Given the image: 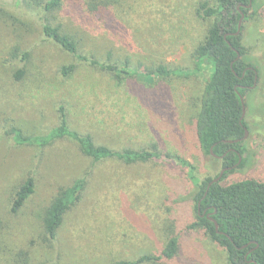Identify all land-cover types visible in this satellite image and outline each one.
Segmentation results:
<instances>
[{
	"label": "rangeland",
	"instance_id": "rangeland-1",
	"mask_svg": "<svg viewBox=\"0 0 264 264\" xmlns=\"http://www.w3.org/2000/svg\"><path fill=\"white\" fill-rule=\"evenodd\" d=\"M198 1L120 0L105 26L67 5L46 15L28 12L17 0H0V234L5 236L0 249L13 253L0 264H112L157 256L164 246V225L180 241L173 264H228L225 252L204 232L188 229L195 221L190 168L166 157L136 165L110 160L92 168V161L68 140L41 149L18 146L10 134L12 128L25 136L49 134L60 125L63 106L71 128L91 133L101 144L115 150L156 146L188 162L198 180L215 178L221 166L203 155L196 135L210 74L195 57L209 30L198 15ZM250 13L254 15L244 23L243 44L262 78L245 98L247 164L223 185L264 182V0ZM43 18L76 34L84 55L128 60L140 73L164 66L178 74L135 76L116 87L80 64L73 76L64 78L60 69L76 60L44 37ZM16 46L33 54L21 82L13 76L25 65L21 56L12 57ZM91 171L94 189L73 207L58 240H48L43 217L51 199ZM28 177L35 180V192L14 214L11 200Z\"/></svg>",
	"mask_w": 264,
	"mask_h": 264
},
{
	"label": "trees",
	"instance_id": "trees-1",
	"mask_svg": "<svg viewBox=\"0 0 264 264\" xmlns=\"http://www.w3.org/2000/svg\"><path fill=\"white\" fill-rule=\"evenodd\" d=\"M18 5L26 10L40 14L53 15L65 8V5L77 14H85L99 20L107 26L113 19L114 10L120 0H17ZM258 0H199L198 15L209 23L208 34L195 50L198 66L209 69V78L205 82L201 105L196 118V135L204 156L212 158L226 171L218 183L210 184L215 178L198 180L195 168L179 156L163 154L156 146L150 149L115 150L99 143L91 133H81L70 126L69 116L61 108L60 125L45 136H25L20 129L12 128L10 134L18 146L45 148L56 141L68 140L74 143L81 155L92 161V168L110 160H117L127 165L150 163L163 157L173 159L184 167L190 168V177L195 185L190 193L194 202L195 221L189 230L204 232L207 239L220 247L226 255L228 264H264V182L247 179L228 185L223 181L247 164L248 150L245 145L246 118H243V103L255 85L262 78L260 70L251 63L249 50L243 44L244 23L254 14L252 6ZM245 16L240 34L237 35L239 22ZM42 33L53 44L71 55L76 63L60 69L64 78L73 76L80 64L93 68L94 72L121 87L128 79L135 76L148 78L157 76L169 78L178 72L164 66L140 73L132 69L128 60L113 62L101 61L95 56L82 53L80 39L69 33L61 25H53L48 18L42 19ZM241 58L237 60L238 54ZM13 58L21 56L25 65L14 72L16 81H23L32 60V51H21L16 46L11 52ZM256 86V87H257ZM255 87V88H256ZM233 141V143H229ZM239 141V142H238ZM240 158L242 162L239 164ZM91 168V169H92ZM94 171V170H93ZM93 171L75 179L72 184L61 187L51 199L45 210L43 226L48 240H58L65 221L73 207L79 204L85 194L93 189ZM35 192V180L28 177L15 190L11 211L19 214ZM219 230L217 231L215 223ZM164 246L159 255L144 254L135 260L115 261L112 264H173L180 250L179 237L172 232V227L164 225L161 230ZM5 238L0 234V241ZM19 253V252H18ZM17 253V254H18ZM22 254V252L20 253ZM18 254V255H20ZM5 248L0 249V261L11 257ZM14 257V256H13ZM12 257V258H13ZM10 258V259H12Z\"/></svg>",
	"mask_w": 264,
	"mask_h": 264
},
{
	"label": "water",
	"instance_id": "water-1",
	"mask_svg": "<svg viewBox=\"0 0 264 264\" xmlns=\"http://www.w3.org/2000/svg\"><path fill=\"white\" fill-rule=\"evenodd\" d=\"M251 7H252V2L250 3V5H249L248 8H251ZM244 18H245V16L242 15V18H241V20H240V22H239V27H238L237 35L240 34V32H241V27H242V24H243V20H244ZM237 54H238V58H237V60H239V59L241 58V55H240L239 52H237ZM256 86H257V85H255L252 89H254ZM241 100H242V103H243V118H244V117L246 116V104H245V100H244L243 97H241ZM248 135H249V132H248V130L246 129V135H245L244 140L247 139ZM238 142H239V141H238ZM229 143H233V141H229ZM241 162H242V158H240L239 164H240ZM231 169H232V168H228V169H224V170H222V171L220 172V175H219L216 179L213 180V182L210 184V186H211L213 183H218V182H220V181L222 180V178H223L224 173H225L226 171L231 170ZM212 221L215 223V225H216V229H217V231H218V230H219V226H218L217 222L214 221L213 219H212Z\"/></svg>",
	"mask_w": 264,
	"mask_h": 264
},
{
	"label": "flooded vegetation",
	"instance_id": "flooded-vegetation-1",
	"mask_svg": "<svg viewBox=\"0 0 264 264\" xmlns=\"http://www.w3.org/2000/svg\"><path fill=\"white\" fill-rule=\"evenodd\" d=\"M244 21V20H243Z\"/></svg>",
	"mask_w": 264,
	"mask_h": 264
}]
</instances>
